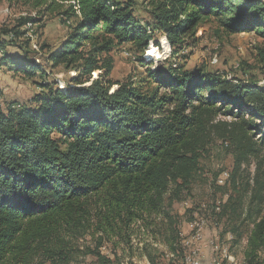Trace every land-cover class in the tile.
<instances>
[{
	"label": "trees",
	"instance_id": "16d2710c",
	"mask_svg": "<svg viewBox=\"0 0 264 264\" xmlns=\"http://www.w3.org/2000/svg\"><path fill=\"white\" fill-rule=\"evenodd\" d=\"M60 1L24 0L59 12L66 25L78 20L65 42L41 47L53 69L77 71L71 84L49 83L22 45L24 57L7 50L36 16L20 18L3 31L10 40L0 42V66L44 80L35 107L0 110V264H77L88 257L120 264L135 248L157 264L158 244L166 258L183 260L173 206L189 193L213 135L235 159L228 184H216L220 209L211 207L218 226L229 223L221 243L232 235V255L242 247L245 264H264V88L179 64L154 70L145 58L152 41L160 50V39L180 57L212 21L229 35L264 38V0H150L148 29L135 16L136 0ZM115 42L139 54L136 61L148 68L142 83H115L113 62L100 65L99 54ZM96 71L101 76L87 85ZM221 116L231 120L216 122ZM250 159L258 162L253 174L245 170Z\"/></svg>",
	"mask_w": 264,
	"mask_h": 264
},
{
	"label": "rangeland",
	"instance_id": "374dc122",
	"mask_svg": "<svg viewBox=\"0 0 264 264\" xmlns=\"http://www.w3.org/2000/svg\"><path fill=\"white\" fill-rule=\"evenodd\" d=\"M70 3L66 1L61 11H66ZM150 10V0H136L135 16L141 21L142 26L147 29L149 28L148 25L153 22ZM39 13L43 14V16H40ZM27 16H36L38 19L37 23L34 26L29 25L28 29L30 28L31 31L26 36L19 38L14 43L16 46L8 45L7 50L13 54L16 53L18 57H24V52L20 49L22 45L24 49L29 51V58L35 60L36 64L48 73L47 81L49 83L57 82L60 88L68 86L72 83L73 78L77 76V71H68L64 67L53 69L46 60L48 51H43L41 47L47 45L55 49L65 42L71 34L70 29L77 26L78 20L76 18L72 19V25H66L63 22L64 18L59 15V12H47L44 7L36 9L33 5H27L24 0H0V42L7 41L9 38L7 34L3 33L4 30L13 29L19 24L20 18ZM21 30L27 29L22 28ZM28 40L31 43L27 47ZM109 40V38H100L99 43L109 42ZM160 42L161 48L158 52L161 53L162 57L158 53L157 56L149 54L150 47L154 50L159 49L153 41L150 43L145 55L147 62L151 64L150 67L154 70L158 67L167 70L177 62L186 71L205 69L209 73L232 78L244 84L257 82L260 87L264 88V38L254 32L229 35L219 23L212 21L200 26L196 37L189 38L178 58L173 57L172 47L170 49L166 45L168 41L160 39ZM88 49L91 50V47L89 46ZM124 51H128V56L124 55ZM165 54L169 57L164 58L163 55ZM1 55L0 52V58L2 57ZM138 56L139 54L132 45H117L115 42L108 51L99 54L98 60L100 65L108 61L113 62V70L109 76L113 82L127 84L133 80L134 83L140 84L144 76H146L148 68L136 61L135 58H138ZM100 76L101 71L94 72L91 75V82L87 85L93 83ZM43 82L44 80L40 76L28 78L23 73L10 69L9 66H0V88L3 91V95L0 98V110L7 111L12 105L35 107L33 99L43 92L40 88V84ZM117 88L115 86L112 90ZM230 120L221 116L216 122H228ZM225 143L219 137L212 136L211 142L207 147V153L201 160V171L191 183L189 193L187 192L173 206V213L178 216L179 228L184 235H190V224L194 219L193 213L205 216L208 219V227L205 233H208L210 238L220 234L221 230L229 225L225 220L218 226L216 217L211 213L213 204L220 202L223 198V191L216 186V180L223 171L232 173L235 165L232 151ZM249 162L250 164H246L245 170L253 174L258 162L256 159H250ZM248 202L249 198L246 199L245 203ZM203 204H207V212L200 210ZM222 242L225 243V241ZM108 248H111V245H108ZM155 248L157 264H184L181 258L170 259L173 256L166 258L167 249L164 244H158ZM104 253L108 254L109 250L104 249ZM147 253V251L140 252L135 248L132 257H125L126 259L131 258V260L122 259L120 264H148L144 257ZM232 253L236 256L238 262L243 261L242 247L234 248ZM211 259L212 252L209 258L205 254L204 264H210ZM77 264H96V261L94 258L88 257L85 261H80ZM221 264L230 263L225 260Z\"/></svg>",
	"mask_w": 264,
	"mask_h": 264
},
{
	"label": "built area",
	"instance_id": "2783aa9c",
	"mask_svg": "<svg viewBox=\"0 0 264 264\" xmlns=\"http://www.w3.org/2000/svg\"><path fill=\"white\" fill-rule=\"evenodd\" d=\"M124 55L128 56V51H124ZM230 177L231 173L229 171H223L216 180L217 186L225 187L228 184ZM220 205L221 201L216 203L215 208L217 211H219ZM207 208V204H203L200 210H204L205 212H207ZM199 224H207L208 227V219L205 216H200L197 215V213H194V219L193 222L190 224L191 230L189 234H191L192 229H194V227H198ZM182 237H188V234H182ZM228 239H230V235L227 236V242ZM227 242L221 243L219 234L212 238H208L206 233H204V235L202 236H199V239H197V241H188V243H195V250L193 255H186V247L184 248V264H204L205 254L208 250H211L212 252V259L210 264H218L224 262L225 260L230 264H235V256L227 251ZM217 246L225 247L226 256H218ZM168 257L170 258L171 256Z\"/></svg>",
	"mask_w": 264,
	"mask_h": 264
},
{
	"label": "bare ground",
	"instance_id": "6f19581e",
	"mask_svg": "<svg viewBox=\"0 0 264 264\" xmlns=\"http://www.w3.org/2000/svg\"><path fill=\"white\" fill-rule=\"evenodd\" d=\"M157 53L160 55V57H162L161 53L158 52V49L154 50V49H152V47H150L149 54H151L153 56H157ZM163 56H164V58L165 57H169L167 54H165ZM177 66H178L177 62L175 64H173L174 68H176ZM206 229H207V224H199L198 227H194V229L192 231V234H190L188 237H185L182 240V248L184 250V248L186 247V255H193L194 254V250H195V243H188V241H197V239H199V236L204 235ZM232 239H233V237H232V235H230V239H228V242H231ZM228 242H227V251L230 253V245H229ZM217 253L219 254L218 256H226L225 247L224 246H217ZM183 260L185 262V255H184V259ZM244 262L245 261L238 262L236 260V257H235V264H245ZM218 264H221V263H218Z\"/></svg>",
	"mask_w": 264,
	"mask_h": 264
},
{
	"label": "crops",
	"instance_id": "0c3cea01",
	"mask_svg": "<svg viewBox=\"0 0 264 264\" xmlns=\"http://www.w3.org/2000/svg\"><path fill=\"white\" fill-rule=\"evenodd\" d=\"M207 237L210 238V236H209L208 233H207ZM206 255L208 256V258L211 257V250H208V251L206 252Z\"/></svg>",
	"mask_w": 264,
	"mask_h": 264
}]
</instances>
